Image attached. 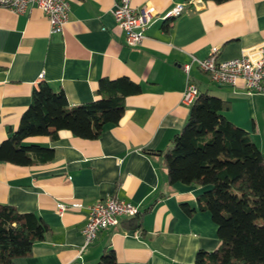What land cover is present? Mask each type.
Here are the masks:
<instances>
[{
    "label": "crops",
    "instance_id": "obj_1",
    "mask_svg": "<svg viewBox=\"0 0 264 264\" xmlns=\"http://www.w3.org/2000/svg\"><path fill=\"white\" fill-rule=\"evenodd\" d=\"M66 1L68 20L54 34L36 7L25 14L0 7V143L17 129L42 82L62 90L70 106L95 100L102 78L127 77L141 92L124 99L118 123L105 126L97 139L60 130L54 139H31L53 149L52 161L29 167L0 163V204L34 213L49 228L31 253L13 264H97L108 249L117 264H193L199 251L215 250L219 240L210 214L196 201L203 188L170 185L163 164L162 152L189 115L190 107L181 103L183 66L191 56L207 57L212 48L224 61L261 42L264 0H130L136 11L151 12L138 47L127 46L115 24V0ZM178 5L183 11L168 18ZM188 79L199 91L228 102L222 115L264 156V94H247L242 81L215 84L195 65ZM110 196L135 206L140 221L123 219L81 250L87 208ZM58 203L82 207L59 214Z\"/></svg>",
    "mask_w": 264,
    "mask_h": 264
},
{
    "label": "trees",
    "instance_id": "obj_2",
    "mask_svg": "<svg viewBox=\"0 0 264 264\" xmlns=\"http://www.w3.org/2000/svg\"><path fill=\"white\" fill-rule=\"evenodd\" d=\"M162 28L168 29L167 20ZM140 92V86L127 77L102 78L95 100L70 106L62 90L40 83L17 129L0 143V163L29 167L52 161L53 149L31 139H54L60 130L83 140L97 139L105 126L118 123L124 99ZM189 107L185 125L162 156L170 185L203 188L196 201L210 214L217 230L218 247L199 251L193 264H264V156L245 131L222 115L228 102L199 91ZM140 218L138 214L126 220ZM48 230L34 213L0 204V264L28 256ZM97 264H117L113 250H105Z\"/></svg>",
    "mask_w": 264,
    "mask_h": 264
},
{
    "label": "built area",
    "instance_id": "obj_3",
    "mask_svg": "<svg viewBox=\"0 0 264 264\" xmlns=\"http://www.w3.org/2000/svg\"><path fill=\"white\" fill-rule=\"evenodd\" d=\"M201 0H190V2ZM0 7L7 8L16 14H25L32 7H36L45 15L49 24V33H61L68 20L69 6L66 0H0ZM183 5L175 6L167 17H176L183 11ZM112 15L117 27L125 35L126 45L138 47L144 39L143 28L149 20V10L136 11L130 0H115ZM217 49L212 48L209 55L203 59L191 56L188 64L183 66L187 81L182 94L181 103L190 106L199 95L198 87L189 81L188 72L191 65H195L205 73L211 82L220 85H235L242 81L247 94H264V39L258 44L246 48L237 58L218 61ZM59 214L67 208L80 209L79 203L65 206L56 205ZM86 223L82 228L83 244L81 250L91 245L99 232L114 228L121 220L129 219L139 214L138 209L132 204L108 197L88 208Z\"/></svg>",
    "mask_w": 264,
    "mask_h": 264
}]
</instances>
